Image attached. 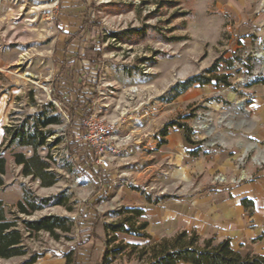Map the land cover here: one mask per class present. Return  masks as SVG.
Returning a JSON list of instances; mask_svg holds the SVG:
<instances>
[{
	"label": "rangeland",
	"instance_id": "obj_1",
	"mask_svg": "<svg viewBox=\"0 0 264 264\" xmlns=\"http://www.w3.org/2000/svg\"><path fill=\"white\" fill-rule=\"evenodd\" d=\"M256 9L264 12V0L258 1ZM1 12L4 15L0 19V40L12 56L11 64L0 73V115L6 116L7 124L10 113L18 112L16 118L22 119L50 100L52 82L67 49L68 34H76V39L85 42L95 34L100 36V82L114 86L117 92L94 101L98 112L109 117L126 113L119 137H127L128 141L115 154L102 181H98V173L93 177L85 165L69 156L65 137L68 123L63 116L64 124L51 128L55 136L49 140L60 137L61 142L39 151L58 174L54 185L41 187L39 181L22 176L20 167L7 157L6 186L0 190V199L7 209L22 199L20 184L39 197L64 194L72 208L69 212L61 206L51 207L29 217L33 220L54 215L68 217L73 222L69 227L40 232L34 239H28L26 244L31 252L59 258L75 248L79 224L88 212L105 222H116L117 218L110 212L137 207L139 200L144 199L141 193L152 200L163 196L175 198L170 194H177L179 188L194 183H202L207 191L245 176L246 167L253 164L250 155L241 154L233 161L235 174L213 169L215 130L220 131L221 137L226 123L209 108L211 101L217 99L210 91L222 90L223 98L238 91L248 98L244 86L247 65L253 66V57L264 59V39L249 35L245 25L236 27L238 30L228 28L233 25L216 13V0H0ZM177 13H185L186 17L173 19ZM83 19L87 20L84 27ZM139 29H147V33L134 41L136 44L119 43L110 37L113 33ZM168 38L175 40L169 42ZM218 59L222 60L218 74L227 75L231 87H216V91L209 87L213 85H206L202 96L186 105L177 101L178 97L168 96L177 82L202 73ZM261 63L255 65L254 71H260ZM132 87H137L139 92L128 101L125 94ZM243 100L246 104V99ZM102 104L108 107L103 108ZM182 116L191 117L185 121L180 119ZM173 122L187 124L192 130V140L199 142L187 144L191 150L199 151L200 172L195 173L193 158L190 157L189 168L184 170L183 163L168 159L161 150V140L183 134L176 125L168 128L166 137L162 136V130ZM219 177L225 181L219 182ZM87 203L90 206L83 212ZM113 238L110 247L119 253L110 258V264H143L137 255L145 245L139 243L148 240L121 233ZM28 256L22 258L26 260Z\"/></svg>",
	"mask_w": 264,
	"mask_h": 264
},
{
	"label": "trees",
	"instance_id": "obj_2",
	"mask_svg": "<svg viewBox=\"0 0 264 264\" xmlns=\"http://www.w3.org/2000/svg\"><path fill=\"white\" fill-rule=\"evenodd\" d=\"M85 3L82 4L86 6ZM85 12H88L87 7ZM85 14L87 15V13ZM181 17H186V14L177 13L173 19ZM86 21L83 19L82 27L87 24ZM146 33L147 29L129 30L110 34V37L119 43L132 45L138 43L134 41L143 38ZM172 40L175 39L168 38L169 42ZM101 43L100 36H96V34L86 42L76 39V34H68L65 41L67 49L52 82L50 100L38 105L34 114L25 115L22 119L16 118L18 112L8 115L9 122L3 127L4 136L0 142V190L6 186L7 157L13 161L16 167H20L22 176L39 181L41 187H50L57 182V172L46 160L47 158H42L39 155V151L55 147L61 142L62 138L60 137L54 138L53 141L49 140L55 136V132L51 128L64 124L63 114L69 121L65 134L69 156L76 163L85 165V170L87 169L93 177L96 175L97 171L93 168L92 162L77 147L68 131L77 126L82 128V120L91 114L92 103L97 98V84L101 72L98 49ZM220 62L222 60L218 59L214 65L202 73L177 82L168 91V96L175 99L195 86L231 87L228 76L218 74ZM224 63L230 64L229 61ZM247 67L249 71L252 69L249 64ZM256 84L264 85V75L255 77L245 88ZM235 92L241 95V92ZM32 104L36 105L34 102ZM190 117L182 116L180 119L186 121ZM176 125L183 131L188 144L197 145L199 143L192 140V130L188 125L178 122L168 124L162 130V136L166 137L168 128ZM165 143V140H161L160 145ZM189 154L195 157L199 151L195 150ZM20 187L22 199L12 209H7L3 201L0 200V259L7 260L29 255L21 264H35L42 255L31 252L26 244L27 240L34 239L40 232L51 233L55 229L69 227L73 222L68 217L54 215L33 220L29 217L35 212L51 207L61 206L69 212L72 211V208L67 205L68 198L64 194L39 197L24 184H20ZM141 195L149 204H157L167 198L163 196L152 200L146 194L141 193ZM246 202L243 201L247 207ZM89 206L90 204L87 203L83 212L87 211ZM110 214L117 218L116 222H105L95 215L91 216L89 212L83 216V221L78 227L77 245L63 255L66 264H75L79 251L87 252L90 261L94 264H110V258L119 253L118 250L110 247L115 241L113 237L117 233L132 235L150 242L141 247L137 255V259L143 264H264V256L252 253L242 256L231 248L229 240L214 244L212 239H202L194 231H179L170 238L152 242L147 233L148 223L144 220L145 212L139 208L122 207ZM87 245L88 248L85 249Z\"/></svg>",
	"mask_w": 264,
	"mask_h": 264
},
{
	"label": "crops",
	"instance_id": "obj_3",
	"mask_svg": "<svg viewBox=\"0 0 264 264\" xmlns=\"http://www.w3.org/2000/svg\"><path fill=\"white\" fill-rule=\"evenodd\" d=\"M258 1L260 0H216V13L228 20L229 25H233L227 26L228 28L238 30L236 27L245 25L244 28L249 35L255 34L256 38L262 40L264 12L256 9ZM3 15L4 12H1L0 19ZM242 44L247 45V42ZM11 61V54L6 51L0 40V73L11 64ZM206 87L208 86L192 87L178 97L177 101L186 105L188 101L202 96L203 88ZM209 87L218 91L214 86ZM246 90L249 92L248 98L243 92L241 95L233 92L227 98H223L222 90L210 91L217 99L211 101L209 108L226 123L221 131V137L220 131L215 130L217 147L215 155H212L213 169L223 174H235L233 161L241 154L255 158L261 163V167L254 166L255 163L249 164L244 174L249 177L252 175V178H247L239 184L217 185L207 191L202 183L184 185L179 188L177 194H170L175 198L165 199L157 204H149L141 198L138 206L131 208H139L145 212L147 233L152 242L170 238L179 231H194L202 239H212L214 244L229 240L231 248L242 256L249 253L264 256V85L256 84ZM243 99H246L245 108L239 105ZM6 125L7 118L2 114L0 141L3 139V127ZM165 141L161 150L168 159L183 163L185 170L189 168L187 164H190L193 158L195 173L202 170V166H199L200 155L192 157L189 154L193 150L188 147L182 133L167 136ZM243 201H247V207ZM148 243L142 241L139 244ZM87 248L88 245L85 249ZM24 260L22 257L0 259V264H21ZM35 264H66V261L64 256L59 258L46 256L41 257ZM75 264L94 263L90 261L87 252L79 251Z\"/></svg>",
	"mask_w": 264,
	"mask_h": 264
},
{
	"label": "built area",
	"instance_id": "obj_4",
	"mask_svg": "<svg viewBox=\"0 0 264 264\" xmlns=\"http://www.w3.org/2000/svg\"><path fill=\"white\" fill-rule=\"evenodd\" d=\"M253 66L250 71H247V76L244 77V86L252 82L255 77L264 75L261 73L264 70V59L260 57H253ZM262 62V63H261ZM261 63L260 71H254L256 64ZM262 70V71H261ZM97 84V98L107 99L116 95V88L114 86H106L100 82ZM241 81V80H240ZM243 86V88H244ZM137 87H132L126 92L128 101H131L138 93ZM107 95V96H106ZM96 101H93L91 106V114L82 120L81 125L68 132L76 145L86 154L88 159L92 162L93 168L97 171L98 181L104 180V174L110 170L111 164L115 154H117L121 147L127 143V137H119L120 129L122 128L126 113H119L117 116L109 117V115L98 112ZM242 108H245L244 100L239 102ZM101 107L107 108L108 104H102ZM63 117L69 123L68 118L63 114ZM244 159L245 156H242ZM253 163L261 167V163L255 158L252 159ZM250 178L249 176H242L237 179H232L230 183L239 184L240 182ZM219 182L225 181L224 177L217 178Z\"/></svg>",
	"mask_w": 264,
	"mask_h": 264
}]
</instances>
